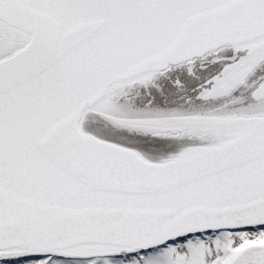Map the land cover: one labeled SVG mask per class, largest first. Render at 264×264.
<instances>
[{"label":"snow or ice","instance_id":"1","mask_svg":"<svg viewBox=\"0 0 264 264\" xmlns=\"http://www.w3.org/2000/svg\"><path fill=\"white\" fill-rule=\"evenodd\" d=\"M0 264H264V0H0Z\"/></svg>","mask_w":264,"mask_h":264}]
</instances>
